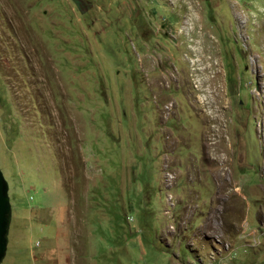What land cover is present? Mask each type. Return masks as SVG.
<instances>
[{
    "label": "rangeland",
    "instance_id": "rangeland-1",
    "mask_svg": "<svg viewBox=\"0 0 264 264\" xmlns=\"http://www.w3.org/2000/svg\"><path fill=\"white\" fill-rule=\"evenodd\" d=\"M0 264H264V0H0Z\"/></svg>",
    "mask_w": 264,
    "mask_h": 264
},
{
    "label": "water",
    "instance_id": "water-1",
    "mask_svg": "<svg viewBox=\"0 0 264 264\" xmlns=\"http://www.w3.org/2000/svg\"><path fill=\"white\" fill-rule=\"evenodd\" d=\"M10 221L11 206L8 196V184L0 171V263L4 259L7 250Z\"/></svg>",
    "mask_w": 264,
    "mask_h": 264
}]
</instances>
